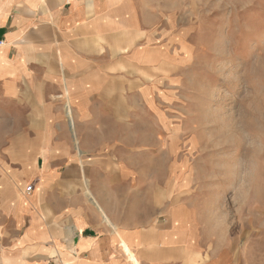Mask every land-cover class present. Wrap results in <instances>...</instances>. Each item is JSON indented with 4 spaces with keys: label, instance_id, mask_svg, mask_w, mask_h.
<instances>
[{
    "label": "crops",
    "instance_id": "obj_1",
    "mask_svg": "<svg viewBox=\"0 0 264 264\" xmlns=\"http://www.w3.org/2000/svg\"><path fill=\"white\" fill-rule=\"evenodd\" d=\"M141 13L0 0V264H234L210 250L187 172L173 190L171 158L156 165V123L135 122L171 104Z\"/></svg>",
    "mask_w": 264,
    "mask_h": 264
},
{
    "label": "rangeland",
    "instance_id": "obj_2",
    "mask_svg": "<svg viewBox=\"0 0 264 264\" xmlns=\"http://www.w3.org/2000/svg\"><path fill=\"white\" fill-rule=\"evenodd\" d=\"M140 6L156 48L149 76L171 84V104L155 116L138 114L135 122L156 123V139L165 142L156 151L165 159L156 165L171 158L173 190L175 176L187 172L210 250L220 251L221 262L258 264L264 258V0H140ZM164 122L170 127L158 129Z\"/></svg>",
    "mask_w": 264,
    "mask_h": 264
},
{
    "label": "built area",
    "instance_id": "obj_3",
    "mask_svg": "<svg viewBox=\"0 0 264 264\" xmlns=\"http://www.w3.org/2000/svg\"><path fill=\"white\" fill-rule=\"evenodd\" d=\"M5 44V40L0 38V48ZM32 189V186L31 185H28L27 188H26V191H30Z\"/></svg>",
    "mask_w": 264,
    "mask_h": 264
}]
</instances>
